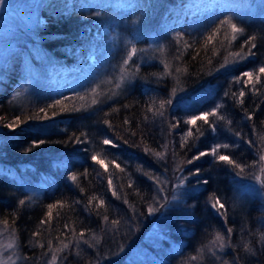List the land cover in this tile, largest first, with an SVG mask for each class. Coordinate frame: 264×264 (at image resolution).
<instances>
[{
	"label": "trees",
	"instance_id": "obj_1",
	"mask_svg": "<svg viewBox=\"0 0 264 264\" xmlns=\"http://www.w3.org/2000/svg\"><path fill=\"white\" fill-rule=\"evenodd\" d=\"M189 2H146L143 28L147 33L135 40L137 49L123 67V82H118L121 63L114 56L85 89L37 95L15 105L8 99L24 57L43 61L37 56L39 48L56 64L67 65L68 73L87 61L90 53L99 54L100 22L115 20L111 11L77 10L73 3L69 11L62 10L56 20L41 26L39 37L12 53L10 73L1 79L0 90V222L18 236L23 255L19 264H42L53 256L55 264H129L133 250L141 244L147 253L159 256L155 264H264V198L255 192L236 201L232 192L234 186L250 181L264 186V74L259 83L255 81L257 67L264 66V17L247 20L222 11L203 28L189 26L187 11L185 22L172 26L175 30L165 38V48L150 44L149 35ZM258 11L264 12V4ZM43 12H47L46 5ZM224 20L243 31L232 33L229 25L221 24ZM245 70L253 72V83L243 76ZM239 71L243 73L237 82ZM221 92L224 102L218 113L207 122L196 120L185 138L179 117L181 101L197 102ZM162 101L170 103L161 108ZM93 122L102 126L119 149L132 155L146 180L159 179L167 196L175 185L183 186L177 203L146 199L143 190L123 184L122 175H118L119 196L113 195L108 168L91 158L95 155L101 160L98 154L105 149L88 134ZM213 125L236 140L226 150L240 167L220 160L206 166V152L193 159L200 148L207 147ZM66 164L68 173L61 175L58 168ZM15 172L36 188H20L3 175ZM73 175L78 177L75 182ZM132 181L136 184L133 177ZM52 183L57 184L52 188ZM220 197L227 207L218 211L219 206L212 204ZM99 200L103 206L98 207ZM49 205L55 207L49 209ZM163 209L173 220L162 229L163 243L171 241L168 249L167 244L163 248L145 241ZM217 233L225 237L223 248L212 243Z\"/></svg>",
	"mask_w": 264,
	"mask_h": 264
},
{
	"label": "rangeland",
	"instance_id": "obj_2",
	"mask_svg": "<svg viewBox=\"0 0 264 264\" xmlns=\"http://www.w3.org/2000/svg\"><path fill=\"white\" fill-rule=\"evenodd\" d=\"M49 0H4V4L0 5V90L1 79L6 78L10 71L8 70L11 56L16 49H18L22 43L31 42L32 39H36L38 36L39 28L49 23L52 20H56L57 13L63 11H69L71 5L74 3L77 10L87 9L94 7L98 11H111L117 17L115 20L111 19L108 24L100 22V30L98 32L99 54L97 52L90 53L88 60L82 64H79L75 68H72V73H68L67 65H58L54 62V59L50 58L48 53L41 48H36L38 54L43 58V61H35L30 55H26L22 61V72L19 75L18 82L13 86L9 101L12 104L26 103L33 96L53 94L57 93H69L80 89L87 88L92 81L101 76L106 66L111 63V58L116 56L120 60V70L117 72L120 75L118 82H123L125 79L123 73V67L126 65L125 60L128 61V55L132 48L137 49L135 40L138 37H142L145 32L143 25V16L148 11L145 9L146 2L149 0H54L53 3ZM264 4V0H190L189 5L180 14H174L167 20V24L158 30L152 32L150 44L156 45L160 48H165L166 37L173 33L172 26L181 25L185 22V13L188 11L190 18L188 19L189 26H201L204 28L205 24L215 19L222 11H231L237 16L250 20V19H263V15L258 9L260 5ZM46 5V11L43 12V7ZM143 10V11H140ZM145 9V10H144ZM258 11V12H257ZM149 22V21H148ZM139 26H138V25ZM136 27L138 29H136ZM119 65V64H118ZM261 66H258L259 69ZM115 70V66H111ZM244 71V70H242ZM239 71L237 77L243 72ZM251 72V70H245ZM125 81V80H124ZM264 82V81H263ZM184 100V99H183ZM191 99L186 98L185 101H181L179 117H181L182 133L185 138L188 137V132L192 128L193 123H187L193 117L200 116L204 113H210L215 111L216 114L219 111L220 105L224 102L223 92L217 96H209L204 100L201 98L197 102L189 101ZM210 116V115H209ZM208 116V117H209ZM3 126L0 122V141L1 130ZM88 134H93L98 144H101L105 149L101 150L98 156L104 161L110 173V180L112 181V191L116 192V196H119L120 178L118 175H122V182L125 183L128 188L134 191L143 190L148 198H160L165 199L166 203L175 202L179 198V194L182 195L183 186L175 185L169 196L161 188L159 179L151 182L146 180L145 173H141L138 170V165L132 155L123 152L118 148L117 142H115L109 134L102 128L98 122H93L89 126ZM105 139L110 140L111 144H104ZM91 145V142H88ZM207 147L200 148L197 154L207 153L206 161L213 163L218 159L212 154V149L217 145H229L235 146L237 144L235 139L226 135L219 127L213 125L206 138ZM99 146V145H98ZM229 148V147H228ZM227 148L219 147L217 149V155H226ZM199 164H200V160ZM118 164L117 168L115 165ZM198 164V165H199ZM69 165H61L58 168V173L66 175L68 173ZM147 169L155 172V168L148 165ZM157 171V170H156ZM147 174V173H146ZM9 181L14 182L18 187L23 189L33 188L32 182L25 179L20 173H4ZM145 177H143V176ZM26 176V175H25ZM132 177L135 179L136 184L132 181ZM153 178V177H152ZM164 179V178H162ZM28 181V182H27ZM57 183H52L51 187ZM137 185V186H136ZM130 186V187H129ZM236 201H242L245 197L248 198L250 193L255 192L260 194L264 198V186L257 181H250L243 185L234 186L232 189ZM183 196V195H182ZM224 197H220V202L227 206V202L224 201ZM118 204L116 201H112ZM207 208V204H204ZM167 206H163V208ZM158 219L153 223L151 231L146 236V242L148 244L162 245L167 244L166 248H171L169 244L170 240L163 243V230L169 227L172 223L171 217L162 210ZM167 215V216H166ZM171 227V226H170ZM166 237V236H165ZM133 257L130 259L129 264H155L159 261V256L153 251L147 253L144 245L136 246L133 250ZM23 255L19 245V239L17 234L0 222V264H19ZM52 258H46L42 264H52ZM56 261V260H55Z\"/></svg>",
	"mask_w": 264,
	"mask_h": 264
},
{
	"label": "snow or ice",
	"instance_id": "obj_3",
	"mask_svg": "<svg viewBox=\"0 0 264 264\" xmlns=\"http://www.w3.org/2000/svg\"><path fill=\"white\" fill-rule=\"evenodd\" d=\"M3 4H4V0H0V5H3ZM221 24H227V25H229L230 28H231L232 33H240V32L243 31L241 28H238L236 24H233L230 20H224V21H221ZM216 31H219V29H217ZM209 39L211 40L212 37L210 36ZM233 39H235V36H233ZM251 40L254 41V40H255V37H252ZM248 43L250 44V47H251V48H254V47H255V44H254V43H251V41H249ZM135 52H136V49H135V48H132V50L130 51V53H129V55H128V59H131V57L135 54ZM248 54L251 55L252 53L249 51ZM235 55H236V56H240L241 53H235ZM125 63H127V60H125ZM222 67H223V65H222ZM260 74H264V66H261V67L258 69V72H257V74H256V76H255V81H256L257 83L260 82V79H261ZM243 76H245V77L248 78V81H247L248 83H253V72H244V73H243ZM239 81H240V78L238 77V78H237V82H239ZM117 86H119V85H117ZM253 87H255V84H253ZM233 95H235V94H233ZM239 96H241V97L244 96V92L241 91V92L239 93ZM56 103L59 104V103H61V102H60V101H57ZM92 103L95 104V103H96V100L93 99ZM165 103H170V101H167V102L162 101L161 104H160V107L163 108ZM241 103H243V101H241ZM41 111H43V109H41ZM159 114H160V115H163L162 112H160ZM209 115H216V112H215V111H212V112H210V113H204V114H202V115H200V116L193 117L192 119H190L189 121H187V123H195L196 120H204L205 122H207V121H208V116H209ZM249 119H252V117L249 116ZM17 120H19V118H17ZM105 123H108V122L105 121ZM8 127H13V125H12V124H9ZM189 135H191V133H189ZM41 143H43V141H41ZM103 143L106 144V145H108V144H111L112 142H111L110 140H108V139H105V140L103 141ZM219 147L228 148L229 145H227V144L222 145V146L217 145L215 148L212 149V154H213L214 156H216V158H217L218 160H220V161H224V162H227V163H229V164H233L235 167H240L239 164H235L234 161H232L228 156H226V155H217V149H218ZM27 150H30V149H27ZM157 155H160V154L157 153ZM203 155H206V154H205V153H200L199 156H196V157H194L193 159H199L200 156H203ZM91 158H92V160H94L97 164H99L101 167H104L105 170L107 171V166L105 165V163H104L103 160L97 159V157H96L95 155H93ZM188 162L191 163L192 161L190 160V161H188ZM115 166H116L117 168L119 167L118 164H116ZM262 171H264V169H262ZM85 175H86V173H85ZM71 179L75 182V181L78 179V177H77L76 175H73V176L71 177ZM182 183H183V181H181V184H182ZM205 183H207V181H205ZM111 185H112V181L109 180V186L111 187ZM113 195H116V192H115V191L113 192ZM93 199H96V198L93 197ZM20 204L23 205V204H24V201L21 200V201H20ZM103 205H104V201H103V200H99L98 207H99V206H103ZM217 206H219V207L217 208ZM48 207H49V209H52L53 207H55V205H49ZM212 207H213V208H217V210L219 211V209H223V208H224V205L220 202L219 198H217V199L215 200V202L212 204ZM49 215H50V214H49ZM104 219L107 220L108 217L105 216ZM42 223H43V222H42ZM113 223H117V221H113ZM228 231L231 232V229H228ZM81 236H83V233H81ZM224 240H225V237L222 236L221 234L217 233V234H216V237H215V239L212 241V243H213V244H218L219 247L223 248V247H224ZM64 247L66 248V247H68V245L65 244ZM57 251H59V249H57ZM191 259H192V260H195V259H197V257H192ZM55 260H56V257L53 256V258H52V264H55Z\"/></svg>",
	"mask_w": 264,
	"mask_h": 264
}]
</instances>
